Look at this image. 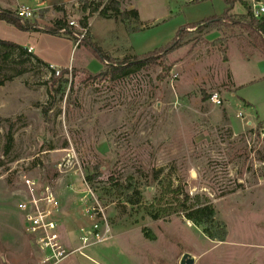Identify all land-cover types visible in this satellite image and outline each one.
Segmentation results:
<instances>
[{
  "label": "rangeland",
  "instance_id": "1",
  "mask_svg": "<svg viewBox=\"0 0 264 264\" xmlns=\"http://www.w3.org/2000/svg\"><path fill=\"white\" fill-rule=\"evenodd\" d=\"M59 1L40 8L32 6L40 0H21L31 13L22 17L40 28L72 21L69 35L0 19V39L31 45L47 64L16 51L4 57L0 46V264H43L17 208L29 183L35 197L52 195L42 209L58 219L70 251L81 244L80 227L93 218L109 224L106 240L82 241L59 264H180L184 253L197 256L192 264H244V256L264 254V83L232 86L262 75L255 57L263 53L247 49L237 26L221 27L216 39L189 28L187 42L165 59L123 77L89 78L84 71L102 64L76 44L83 17L88 38L121 58L166 44L216 2L117 0L120 11L137 10L134 17L99 14L107 0H86L98 6L89 15L83 0ZM234 4V18L248 11L247 0ZM49 63L68 72L53 79ZM211 92L220 105L208 100ZM244 95L263 118L247 116ZM203 205L214 210L210 223L186 218ZM204 228L225 236L211 239Z\"/></svg>",
  "mask_w": 264,
  "mask_h": 264
},
{
  "label": "trees",
  "instance_id": "2",
  "mask_svg": "<svg viewBox=\"0 0 264 264\" xmlns=\"http://www.w3.org/2000/svg\"><path fill=\"white\" fill-rule=\"evenodd\" d=\"M108 4L104 5L102 9L98 11L99 14L106 16L109 10L114 13H119L120 15L132 14L134 17H137V10H119V5L117 0H107ZM226 4V7L223 11L218 15H211L202 18L199 22H190L183 25L181 28L176 30L174 37L168 41L166 44L157 47L145 54H134L130 56H124L121 58H114L109 53L103 51V49L94 41L88 38L85 35L83 38L79 40L78 44L83 45L101 64L102 67L97 72L84 71L89 78H105V77H123L128 75L131 71H135L141 69L143 66L147 64L156 63L158 59H165L166 55L177 48L181 47L183 44L187 42L188 38V30L189 28H197L200 31L205 33L211 30H220L221 27L225 29L232 30L233 26H237L238 28L244 30L246 33L250 44L259 49L264 54V16L259 18H254L249 11L246 12L239 18H234L230 14V10L232 9L236 0H223ZM245 5V4H244ZM58 8V6H56ZM60 11L63 10L62 7L58 8ZM98 6L92 5L90 2L83 0L81 4V10L88 11V15L97 11ZM0 19L5 21L6 23L14 25L16 28L20 30H26L29 28L43 30L52 34H64L69 35L70 29L72 28L68 23H66L62 19H56L49 27L40 28L33 22H30L24 19L22 16L18 15L15 11L3 9L0 7ZM87 17H83L81 19L80 25L81 27H87ZM201 24V27L199 26ZM88 30V29H87ZM231 32V31H230ZM0 46L5 47L7 52H5L4 57H8L11 52L16 51L17 55H27L38 62L47 65L39 58L34 56L31 52L27 51V47L21 46L17 43L8 40L0 39ZM52 71V76L54 75V70L48 66ZM67 68L61 69L59 73L53 77V79L60 80L63 75L67 73ZM2 81L0 80V85ZM4 120V118L0 117V124ZM259 123H264V118ZM8 140L6 144L7 151L10 148L12 142L11 134H8ZM173 191H177L173 189ZM213 208L210 205L196 206L193 208L191 206L185 216L187 219L194 220L197 223H210L212 221L213 216ZM203 233H205L211 239L223 240L225 233L222 230V234L217 238L209 231V229L204 228Z\"/></svg>",
  "mask_w": 264,
  "mask_h": 264
},
{
  "label": "built area",
  "instance_id": "3",
  "mask_svg": "<svg viewBox=\"0 0 264 264\" xmlns=\"http://www.w3.org/2000/svg\"><path fill=\"white\" fill-rule=\"evenodd\" d=\"M248 11L254 18L264 16V0H247ZM16 13L20 16H30V11L27 7L21 6L17 9ZM68 25H74L72 21L68 22ZM81 32L77 35V42L83 38L87 33V27H82ZM27 51L31 52L32 48L27 47ZM56 74L58 70L53 66H50ZM208 100L214 105H220L222 98L217 92H211L208 95ZM33 183L28 184V191L25 194L27 199L17 203V208L22 211L24 215L25 231L30 236L33 245L39 250L42 255L43 264H59L69 253L79 251L83 245H85L87 239L94 241H103L108 238L109 224L106 218H93L91 226L83 229L79 228L81 236L79 237L81 244L75 247L73 250H69L66 245H63L59 230L58 219L51 218L48 209H42L44 204H53V197L49 193L43 198L40 196L35 197L31 188ZM92 216H100L101 209L99 207L91 206L90 208Z\"/></svg>",
  "mask_w": 264,
  "mask_h": 264
},
{
  "label": "crops",
  "instance_id": "4",
  "mask_svg": "<svg viewBox=\"0 0 264 264\" xmlns=\"http://www.w3.org/2000/svg\"><path fill=\"white\" fill-rule=\"evenodd\" d=\"M204 2H210V1H215L216 2V7L212 8L210 11H208V15L207 16H211V15H218L220 14L223 9L226 7V4L224 3L223 0H202ZM55 3H60L59 0H40V2H37L35 4H32V6H39L40 8H44V7H49L50 5H54ZM21 6H29V4H26L24 2H21V0H0V7L3 9H8V10H17L19 7ZM235 8V4L232 7V10ZM206 16V17H207ZM207 35V38L209 39H216L218 37H220L219 35V31L218 30H211L207 33H205ZM234 36V35H233ZM232 39L234 40V38L232 37ZM231 38H227V42L229 44V42L232 40ZM247 41V40H246ZM226 42V43H227ZM247 45H250L249 42H245ZM24 47H31L32 51L31 53H34V48L31 45H24ZM250 47H253L252 45L249 46V48L247 47V49H252ZM228 46L225 45V49H227ZM254 49V47H253ZM256 49V48H255ZM226 55V59L223 61L224 63L228 62V56ZM263 55V56H262ZM244 58L247 60V56L244 55ZM257 59V63L259 64V68L258 71L262 74L260 77H258V79H250L248 80V83L244 82V83H234L235 81H233V87L234 88H245L247 87V85H251L254 84L255 82H263L264 83V54H260V56H256L255 57ZM49 65H53L52 63H49ZM100 69V68H99ZM228 87V91L229 94L233 95L234 97L238 98L239 96L236 94V92L233 91V88ZM264 92V91H263ZM247 98V99H246ZM250 99H248V97H246V95H244V102H241L245 107L249 108L251 111L247 114V116H254L257 117L259 119L263 118L260 114H257V112H255L253 110V107L249 101ZM240 102V101H238ZM192 256V262L194 261V259L197 258L196 255H191ZM257 256V254H256ZM244 256V264H264V254H262L261 252L258 253V256Z\"/></svg>",
  "mask_w": 264,
  "mask_h": 264
},
{
  "label": "water",
  "instance_id": "5",
  "mask_svg": "<svg viewBox=\"0 0 264 264\" xmlns=\"http://www.w3.org/2000/svg\"><path fill=\"white\" fill-rule=\"evenodd\" d=\"M192 256L189 255L188 253H184L182 256H181V259H180V264H192Z\"/></svg>",
  "mask_w": 264,
  "mask_h": 264
}]
</instances>
